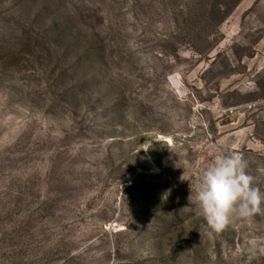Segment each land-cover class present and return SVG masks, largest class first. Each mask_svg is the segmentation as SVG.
I'll return each mask as SVG.
<instances>
[{"label": "rangeland", "instance_id": "1", "mask_svg": "<svg viewBox=\"0 0 264 264\" xmlns=\"http://www.w3.org/2000/svg\"><path fill=\"white\" fill-rule=\"evenodd\" d=\"M218 149L264 192V0H0V264H246Z\"/></svg>", "mask_w": 264, "mask_h": 264}, {"label": "clouds", "instance_id": "2", "mask_svg": "<svg viewBox=\"0 0 264 264\" xmlns=\"http://www.w3.org/2000/svg\"><path fill=\"white\" fill-rule=\"evenodd\" d=\"M219 154L204 168L195 188L190 187L189 201L195 203L205 221V235L213 237L236 220H250L264 206V192L254 186L246 171L247 161L238 154L218 149ZM195 192L193 201L192 194ZM170 194L165 191L162 199ZM246 264L264 257V241H245Z\"/></svg>", "mask_w": 264, "mask_h": 264}]
</instances>
